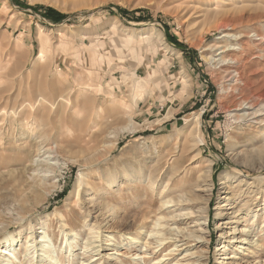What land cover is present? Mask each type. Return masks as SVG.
<instances>
[{"label": "rangeland", "instance_id": "1", "mask_svg": "<svg viewBox=\"0 0 264 264\" xmlns=\"http://www.w3.org/2000/svg\"><path fill=\"white\" fill-rule=\"evenodd\" d=\"M219 57L221 65L210 60ZM257 105L264 106V0H0V228L16 236L14 264H38L44 233L54 264H103L114 248L140 255L128 252L116 222L123 210L157 219L160 202L136 203L162 192L170 160L212 172L207 191L197 193L207 203L205 242L191 241L162 262L186 253L189 264H264V110ZM36 145L53 152L32 167ZM111 174L117 179L107 185ZM135 178L142 196L132 198ZM184 182L173 183V197L201 184L195 175ZM232 184L236 194L219 199ZM110 228L118 232L91 262L83 243L97 232L92 246L100 245ZM65 234L77 241L75 260ZM240 239L253 240V252L241 256ZM164 243L136 264L169 254ZM119 256L104 264H133Z\"/></svg>", "mask_w": 264, "mask_h": 264}, {"label": "bare ground", "instance_id": "2", "mask_svg": "<svg viewBox=\"0 0 264 264\" xmlns=\"http://www.w3.org/2000/svg\"><path fill=\"white\" fill-rule=\"evenodd\" d=\"M226 35H228V34H225L222 37L225 38V37H227ZM224 51H226V50H224ZM220 53H223V51L219 52L217 55H220ZM214 56H216V55H214ZM38 58H42V54H40L38 56ZM210 60L213 63H215L216 65L223 64V61L220 57L218 59L215 58V60L214 59H210ZM253 107H255V106H253ZM257 108L264 110L263 105H260V106L257 105ZM247 109L248 110L253 109L252 105L249 104ZM262 110H261V112H262ZM255 112H257V110ZM257 115H259V114H257ZM250 116H252V115H250ZM252 117H254V116H252ZM239 121H241V120H239ZM191 125H192V130L196 134L199 131V128H198L199 118L197 117ZM191 125H189V126H191ZM115 145H116V140L110 141V148L107 151L108 155L105 158V160L108 159V157L110 156L111 151H113ZM34 152H35L34 158H32V160L29 161L30 166H32V167L33 166H39L40 164L44 163L43 162L45 160V159H43L44 156L47 154H50V152L52 153L53 149L45 148V146L36 145V147L34 148ZM179 153H180V151H179ZM181 154H183V153H181ZM0 158H2V157H0ZM48 158H50V157H47V160H48ZM0 160H3V159H0ZM170 161H169L170 174H169V177L165 180V184H164V187L162 189V192H160L159 194H156V195L152 194V196H150L149 198L147 196H143V200L136 203V206H138L137 208H140V206H139L140 204L142 206H143V204H148L149 206H153V205H156L157 203L160 202V205L157 208V213H156L157 216L155 215V217H157V219L154 222H152V220H150V217H151L150 214L151 213H149V212H145V211L142 212L141 211L142 213L141 212H139V213L134 212L132 214H129L128 210H123L119 216V221L116 222L118 224V226H116V227L121 232H118L116 228H110L106 232V235L104 236L103 240L97 239L98 242H100V245H98V246H94V245L92 246V244L94 242H96V241H93V239L94 238L96 239L95 235L97 234V232H91V234H89L90 235L89 238L86 237L87 239H86V241L84 240L85 242L83 243V247L86 249L85 250L86 253H91V255L87 258L88 260L89 259L92 260V258L94 256L93 253H96V255H100V252H101L100 250H102L103 245H108L106 243L109 239L114 237L112 234L115 233V231L118 232L117 234H121L124 236V237L123 236L122 237L125 238V240L127 241L128 246L125 245V247L128 250V252L131 251L133 248L134 249L137 248L138 251L142 250V252L140 251V255H141L140 256L139 252L138 253L134 252L131 254H128V253L127 254H125V253L119 254L117 249L114 248L115 252L112 254L120 255L121 257H123L124 259H127L130 263H133V264L138 263L140 260L147 259L148 254H149V253H147V251L152 250V253H154L155 248H157L159 246L166 245L164 243L165 241L166 242L169 241V248H171V249H169V254H167V253L163 254L162 253L163 255H162L160 260L151 259L153 262H155L153 264H159L168 255H169V260L174 259L176 256H178L176 254V252H178L179 255H181V253L184 250H182V249L179 250V248L183 247L186 244H189L191 241H194L196 243H199V242L204 243L205 242L204 237H202V236H203V234L206 233V226L208 223L207 216L205 215L206 214V207L205 206L207 205V203L205 202V200L202 199V196H200L197 193L207 191L204 183H205V180L211 179L212 167L210 165L209 166L203 165L202 166L203 168L201 167L202 169H206V171L204 172V174H205V176H204V175L199 174L202 170H200V169L194 170L193 167L190 168L192 160H190L186 166H183L184 164L182 165V164L176 163V162L173 164V161H171V162ZM50 165L57 166V164H54V163H52V164L49 163L48 166H50ZM34 168H32V169H34ZM45 170H47V169H45ZM192 175H195L196 181L201 183L198 186H196L195 191L192 193L189 192L188 194L180 193V194H177L176 196L173 197V194H171L172 189L174 187L173 183L180 181V180L181 181L183 180L186 182V181L190 180V177ZM42 177H45V176L43 175ZM223 177H224V179H227V173L224 174ZM116 179H117V177L114 176V174H111V177H110L107 185L113 184ZM134 180L136 181L137 179L135 178V179H132L128 182V184L130 185V188L128 187V189H127L129 196H131L132 198L142 196L141 195L142 193L140 194L138 187L132 186L131 183ZM147 180L149 183H150V181H154V180H151V177H149ZM153 184L151 185L152 190H154ZM221 184L224 185L225 182H222ZM82 186L83 187L85 186V182H84V177L81 174V175H79V178L76 182V186H75V190H74V194L77 197L79 196L80 189L84 190L82 188ZM227 187L228 186H224L223 188L226 189ZM235 187L236 186L234 184H232L231 188H230V189H232V192L227 191V189H226L218 198L222 199V201L229 200L231 198V195L233 197L236 194V192L238 191V188L236 189ZM86 191L88 193L86 192L85 195L89 196L91 188L89 186H87ZM178 192H179V190H178ZM174 194H176V193H174ZM90 203H92V205H91L92 207L93 206L96 207V205H97L96 203L94 204V202L92 201L91 198H90L89 204ZM205 203H206V205H205ZM202 204L204 206H202ZM194 205L197 206L195 212L190 210V207H192ZM220 212L218 213V215H222V213L220 214ZM195 214H196V216H194ZM197 216H198V221L193 222V217H197ZM109 221H112V220L111 219L108 220L105 224H107ZM188 221H190L194 224L192 226H190L189 223H187ZM168 225H169V227H168ZM181 226H183V227H181ZM31 228L32 227H30V229ZM122 231H123V233H122ZM143 236H144L146 241L144 243H141L140 238H143ZM69 237L70 236L67 237V234H65L64 243H65V249L67 248V252H68L67 258L71 257L72 258L71 260H75V258L73 257L75 255L73 252V249L75 247L74 245L77 244V241H76L74 235L70 239H69ZM15 238H16V236H14L13 233H9L4 228H0V259H2V261H0V262H3V258H1L2 255H4V256L8 255V257L6 258L7 264H14L17 262L16 256H14V248H13V243L16 241ZM40 238L41 239L38 242V245H39V251L41 252V254L39 256L38 264H54V261L56 259L59 261L58 256H55L57 254V252L55 253L54 251L51 250V246L53 245L52 241L49 239H47L46 241H42L43 239H46L45 233ZM231 240L232 239H230L227 243H230ZM102 241H103V243H101ZM233 241H234V238H233ZM235 241H236L235 243L240 244L239 253L241 254V256L246 255L247 252H253V250H254L253 249V247H254L253 246V244H254L253 240L251 241L249 239H240V240H235ZM32 243H34V242H32ZM152 245H156V247L151 248ZM90 246H92V247H90ZM78 247H79V245H78ZM88 247H90V248L88 249ZM113 247H117V246L114 245ZM10 248H12V249H10ZM79 248H81V246ZM222 248H223V252H226L228 250V248L226 246H224ZM112 254H109L107 256V258L104 260V263H109L108 261H110V259H111L110 255H112ZM11 256H14V257L11 258ZM187 256L188 255H186V253H185L184 255H182V260H176V261L172 260V261H175L172 264H189L191 258L189 259V257H188V259H187L186 258ZM223 259H226V258H223ZM235 259H238V258H234V260ZM93 261L94 260H92L91 262H93ZM96 261H94L93 263H95ZM195 261H193L192 263L195 264L196 263ZM120 263H122V262L120 261ZM60 264H62V263H60ZM81 264H83V262H81ZM116 264H119V260ZM160 264H168V263L162 262ZM232 264H236V263H232Z\"/></svg>", "mask_w": 264, "mask_h": 264}, {"label": "trees", "instance_id": "3", "mask_svg": "<svg viewBox=\"0 0 264 264\" xmlns=\"http://www.w3.org/2000/svg\"><path fill=\"white\" fill-rule=\"evenodd\" d=\"M49 15H52V14L50 12L48 13V11H47L46 14H45V17H47ZM59 19H60L59 17L56 18V20H59Z\"/></svg>", "mask_w": 264, "mask_h": 264}]
</instances>
